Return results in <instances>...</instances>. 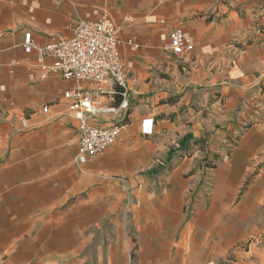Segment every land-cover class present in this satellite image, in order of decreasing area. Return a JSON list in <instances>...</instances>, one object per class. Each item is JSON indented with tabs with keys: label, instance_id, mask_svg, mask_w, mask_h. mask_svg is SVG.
<instances>
[{
	"label": "crops",
	"instance_id": "crops-1",
	"mask_svg": "<svg viewBox=\"0 0 264 264\" xmlns=\"http://www.w3.org/2000/svg\"><path fill=\"white\" fill-rule=\"evenodd\" d=\"M104 15L121 28L132 103L116 143L81 170L74 81L41 79L23 45ZM258 23L264 0H0V264H130L133 247L131 264H264V181L246 184L264 146V125L247 124L264 86ZM175 27L195 44L179 64ZM103 88L118 104L119 88Z\"/></svg>",
	"mask_w": 264,
	"mask_h": 264
},
{
	"label": "built area",
	"instance_id": "built-area-1",
	"mask_svg": "<svg viewBox=\"0 0 264 264\" xmlns=\"http://www.w3.org/2000/svg\"><path fill=\"white\" fill-rule=\"evenodd\" d=\"M255 29L264 33L262 23H258ZM120 31L121 28L104 15L99 20H79L71 36H53L44 46L33 42L31 31L25 33L24 49H37L40 53L38 67L41 79L57 73L63 79L74 81V86L65 91L64 98L70 101V108L79 120L78 151L74 159L81 170L116 143L123 127L121 120L131 107V89L121 52L123 41ZM127 44L139 47L133 39H129ZM168 49L173 56L185 59L192 56L195 44L183 28L175 27L169 33ZM105 85L119 88L121 100L118 104H104L100 100L105 93H116L115 89L106 92ZM43 110L49 111V106H44ZM103 114H109L115 122H100ZM151 124L152 121L145 122L144 133H152ZM118 179L130 206L134 198L132 189L124 177L119 176ZM208 181L206 179L203 187L207 193L211 186Z\"/></svg>",
	"mask_w": 264,
	"mask_h": 264
},
{
	"label": "rangeland",
	"instance_id": "rangeland-1",
	"mask_svg": "<svg viewBox=\"0 0 264 264\" xmlns=\"http://www.w3.org/2000/svg\"><path fill=\"white\" fill-rule=\"evenodd\" d=\"M258 20H260V19H258ZM256 22H258V21H256ZM170 58L172 60L176 61L177 63L179 62L177 60L176 56H171ZM260 87H261L260 88L261 89L260 93L258 94L257 97H255V99H258V102L250 105V109L249 110H250L251 114L254 116V119H252V118L249 119V121H248L249 123H247L249 125L250 124H254V123H262L264 125V86H260ZM214 95H215V97H214L215 99H216V97L219 98V95L217 93H214ZM215 157H216V155L214 154L213 155V159L210 160L209 162L213 163L214 160L217 159ZM85 169H86V167H85ZM211 176H212L211 175V169H208L207 171L203 170L202 171V182H203V178L205 179L206 177H207L206 179H209L208 182H211ZM258 176L260 177L261 180L264 181V146H263L262 151L260 152L258 158L256 159V164L253 166L252 170L248 174L246 184L251 182L254 178H256ZM211 187H212V183H211V186H210V189H209L210 191H211ZM203 191H204V193L207 196H209L210 193H211L210 191L208 193L205 192L204 189H203ZM261 212L264 213V209H262ZM260 234H261V237L264 236V225L262 227V230H261ZM257 238L258 237H255V236L254 237H250L249 238V242L247 244L252 243V242H257ZM134 240L135 239H133V241ZM129 255H130V264H131V261L136 256L134 247H133L132 250H130ZM232 258L233 257H230V259H232Z\"/></svg>",
	"mask_w": 264,
	"mask_h": 264
},
{
	"label": "trees",
	"instance_id": "trees-1",
	"mask_svg": "<svg viewBox=\"0 0 264 264\" xmlns=\"http://www.w3.org/2000/svg\"><path fill=\"white\" fill-rule=\"evenodd\" d=\"M117 91H118V92H117L118 100H121L120 90H117ZM185 138H186V140H187V138H191V136L188 135V136H186ZM185 138H184L183 140H181V145L186 146ZM217 157H218V156L216 155L215 158H217ZM155 172H157V171L155 170Z\"/></svg>",
	"mask_w": 264,
	"mask_h": 264
}]
</instances>
